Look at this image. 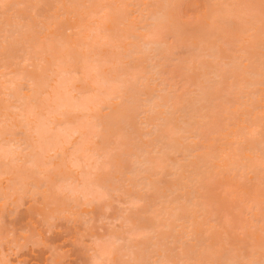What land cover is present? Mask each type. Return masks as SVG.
<instances>
[{
	"label": "rangeland",
	"instance_id": "1",
	"mask_svg": "<svg viewBox=\"0 0 264 264\" xmlns=\"http://www.w3.org/2000/svg\"><path fill=\"white\" fill-rule=\"evenodd\" d=\"M263 153L264 0H0V264H264Z\"/></svg>",
	"mask_w": 264,
	"mask_h": 264
},
{
	"label": "bare ground",
	"instance_id": "2",
	"mask_svg": "<svg viewBox=\"0 0 264 264\" xmlns=\"http://www.w3.org/2000/svg\"><path fill=\"white\" fill-rule=\"evenodd\" d=\"M164 1V0H163ZM166 1V0H165ZM173 1V0H172ZM170 2V1H169ZM172 6V5H171ZM159 8V7H158ZM172 8V7H171ZM160 9V8H159ZM157 12V11H156ZM152 14V13H151ZM165 15L166 14H164V13H162V12H159V13H155V14H152V15H150V19L152 20V22L151 23H147L146 25H143L142 26V28L143 29H149L152 25H155L157 22H160L161 20H164V18H165ZM149 17V16H148ZM147 17V18H148ZM145 19V18H144ZM165 21V20H164ZM163 23V22H162ZM159 24V23H158ZM161 46V44L160 43H158V42H156L155 40L154 41H146V42H144L143 44H142V51L140 50V51H138V50H132V52L133 53H144V52H150V51H152V50H154V52L155 51H157V49H159V47ZM162 46H164V44L162 45ZM135 48H136V46H135ZM159 52H161V51H159ZM157 53V52H156ZM156 53L154 54V55H156ZM147 55V54H146ZM151 55V54H150ZM153 55V56H154ZM128 56H129V54H128ZM149 57V56H148ZM156 57V56H155ZM154 57V58H155ZM249 55H245L244 56V59L243 60H249ZM84 59H86V58H84ZM225 65H229V69H231V71L234 69V68H242L241 66H242V64H240V63H236V62H233V61H231V62H229V63H225ZM154 69H157V65L155 66V64H154ZM223 67H224V65H223ZM246 67H248L247 65H246ZM223 69V68H222ZM222 69L221 68H219L218 70H217V72H216V74H217V76L216 77H219L220 78V82L221 81H223V78L225 77L224 76V74L222 73ZM254 69V68H253ZM256 69V68H255ZM255 69H254V71H248V70H243L244 72H246V73H252L253 75H256V76H258L260 73H258L257 71H255ZM153 70V69H152ZM155 71V70H154ZM157 71V70H156ZM155 71V72H156ZM242 71V72H243ZM158 72H159V70H158ZM235 73V72H234ZM237 73V72H236ZM248 73V74H249ZM263 73V72H262ZM215 74V75H216ZM235 75V74H234ZM261 75V74H260ZM259 75V76H260ZM263 75V74H262ZM243 78V77H242ZM105 79V78H104ZM230 79V78H229ZM156 80V79H155ZM216 80V79H215ZM227 80L228 79H226V82H227ZM105 81H107V80H105ZM120 81H122L121 80V77H120ZM207 81V80H206ZM240 81H242V80H240ZM123 82V81H122ZM211 82V81H210ZM261 82V81H260ZM260 82H257V81H252L249 85H252V86H254V85H257V84H259ZM214 83H216V82H214ZM224 83V82H223ZM213 84V83H212ZM218 84H220V83H218ZM127 85H128V83H127ZM232 85V84H231ZM242 85L243 84H241V83H238L237 82V84H235L234 86L232 85V87L237 91L238 89H241V87H242ZM197 86H198V84H197ZM224 86V85H223ZM122 87H126V85L124 84V82H123V84H122ZM218 87V86H217ZM230 87V86H229ZM210 89V88H209ZM242 91V90H241ZM233 92H235L234 90H233ZM249 92H250V90H249ZM236 93V92H235ZM235 93H234V95H235ZM239 93H241L240 91H239ZM245 93H246V91H245ZM197 95V94H196ZM256 96V95H255ZM118 97V96H117ZM161 96L160 95H156V96H154V97H152V98H149L148 100H147V104L146 105H148V106H150V109L148 108V109H143V111H142V113H146V112H149V111H151V113L153 112V110H156L158 107H160V106H167L168 104H166V103H160V102H158V101H156V99L157 98H160ZM195 97H197V96H195ZM209 97H210V93L207 91V89H205V87H203V86H199V97H198V99H196L195 101H193L195 104H192L193 105V107H196V105L198 104V103H200V101H206V100H209ZM236 97V96H235ZM244 97V96H243ZM161 99V98H160ZM164 99V98H163ZM212 99V98H211ZM210 99V100H211ZM216 99V98H215ZM256 99V98H255ZM162 101V100H161ZM213 101V100H212ZM198 102V103H197ZM197 103V104H196ZM206 103H207V101H206ZM63 104V103H62ZM62 104H61V106H62ZM65 105H67L66 103H64ZM195 105V106H194ZM202 105V104H201ZM208 105V104H207ZM80 106V105H79ZM189 106H191V105H189ZM245 106H246V104H245ZM85 108V107H84ZM187 108H189V107H187ZM170 106H167V108H166V113L167 114H169V112H171L170 110ZM183 109H184V107H183ZM187 110V109H186ZM247 110V109H246ZM174 111V110H173ZM172 111V112H173ZM178 112V111H177ZM185 112V111H184ZM186 113V112H185ZM189 114H191L190 113V111L188 112ZM244 113V112H243ZM148 114V113H147ZM189 114L187 115V113H186V117H184V118H186V120H187V117L189 116ZM201 114H202V111H201ZM247 114V113H246ZM204 115V114H203ZM166 116V115H165ZM192 116H193V114H192ZM205 116V115H204ZM236 116V115H235ZM248 116L250 117V115L248 114ZM171 117V116H170ZM175 117V116H174ZM181 117H182V115H181ZM190 117H191V115H190ZM190 117H189V119H190ZM146 118V117H145ZM180 118V117H179ZM184 118H183V120H184ZM164 120H165V122H166V120H167V118H163ZM243 119V118H242ZM250 119H251V117H250ZM252 120V119H251ZM127 121V120H126ZM125 121V122H126ZM133 121V120H132ZM147 121V122H146ZM144 123L147 125V126H149V125H151V122H149L148 120H146ZM128 123V122H127ZM184 124L183 125H189V122H183ZM186 123V124H185ZM100 124V123H99ZM163 124V123H162ZM161 124V125H162ZM167 124V123H166ZM165 124V125H166ZM231 125V124H230ZM130 126V125H129ZM133 126V125H132ZM153 131L152 132H148V135H151L153 132H157L158 130H159V128H160V125L159 124H153ZM190 126V125H189ZM187 128V127H186ZM37 130V129H36ZM69 130H70V128H69ZM231 129H229V132L232 134L233 133V131H230ZM63 131H65L64 133H67L69 136L70 135H73V134H78V133H81V130H80V128H72L70 131H68L67 129H63ZM160 131V130H159ZM228 132V133H229ZM62 135H63V133H62ZM242 135H243V133H242ZM152 136V135H151ZM237 137V136H236ZM159 138V137H158ZM162 140V139H161ZM232 140V139H231ZM61 141V140H60ZM227 141V140H226ZM157 142H159V141H157ZM159 143H161V141L159 142ZM156 144L155 143V145H156V149L159 147V145H161V144ZM228 143H229V140H228ZM232 143V142H231ZM59 144V143H58ZM226 145L225 146H227V142L225 143ZM230 144V143H229ZM233 144V143H232ZM171 146V145H170ZM248 146V145H247ZM251 146H253V145H251ZM29 147V145H27V148ZM172 147V146H171ZM234 147V146H233ZM239 147V146H238ZM154 148V149H155ZM174 148V147H173ZM154 149H153V152H155L154 151ZM155 149V150H156ZM238 149H242V148H238ZM249 150H253L254 152L255 151H258V147L257 146H254V147H249L248 148ZM248 149H246V150H248ZM260 149V148H259ZM141 150H143V149H141ZM161 150V152L163 151V150H165L164 148H161L160 149ZM233 150H235V149H232V147H226L224 150L223 149H220V151H223V152H221V154L220 155H218V156H214V158H221L222 160H223V162H224V166H223V169L225 168V169H229V170H235V169H237V171H240V174L241 175H245V174H248V173H251V172H255V171H257L258 170V167H254L253 166V164H252V162L250 163V164H245V163H243V164H241V165H238L239 164V162H237L236 163V159L235 160H233L234 159V157H236V156H239V153L238 152H236V151H233ZM220 151H217V152H220ZM239 152H242V151H239ZM152 153V152H151ZM151 153H149V154H151ZM244 153V152H243ZM246 153V152H245ZM248 153V152H247ZM251 152H249L248 154H250ZM147 151H143V154H141L140 156H137L136 158L137 159H135V165H137V168H139L140 167V171H138L137 169H136V171H138L139 172V174L140 173H147V172H151L152 170H153V161L152 160H150L148 157H147ZM165 154V153H164ZM257 154V153H256ZM264 154V153H263ZM162 155V154H161ZM195 155V154H194ZM216 155V154H215ZM251 155V154H250ZM198 156V155H197ZM244 156V155H243ZM149 157H150V155H149ZM245 157L248 159H250L251 160V157L249 156V155H245ZM139 158H142V159H139ZM201 158V157H200ZM212 158V157H211ZM242 158H244V157H242ZM246 159V160H247ZM214 160H216V159H211L210 160V162L208 161V163H207V165H206V167L208 168L209 167V170H211L210 168L211 167H214L215 166V168H216V166H219V164H217V162H214ZM238 160V159H237ZM252 161V160H251ZM204 162V161H203ZM207 162V161H206ZM205 162V163H206ZM222 162V163H223ZM249 162V161H248ZM134 163V162H133ZM195 163H197V162H194V164ZM133 165V164H132ZM192 165V164H191ZM198 165V164H197ZM205 165V164H204ZM255 165V164H254ZM257 165V164H256ZM193 166V165H192ZM195 166V165H194ZM253 166V167H252ZM179 167V166H178ZM180 167H181V165H180ZM134 168H135V166H134ZM177 168V167H176ZM175 168V169H176ZM183 168V167H182ZM202 168H203V165H202ZM214 168V169H215ZM156 169V168H155ZM154 169V170H155ZM199 169H201V167L199 168ZM255 169H257V170H255ZM259 169H261V168H259ZM263 169V168H262ZM134 170V169H133ZM213 170V169H212ZM211 170V171H212ZM132 171V170H131ZM205 172V170H202V171H200V170H198V168L196 167H194V170H193V173H194V175H195V177H196V175L198 176V177H200V178H198L197 180L198 181H200V183H202L203 181H202V177L204 176L203 175V173ZM192 173V172H191ZM208 173V172H207ZM233 173H235V171L233 172ZM139 174L137 173V174H133V175H138V177H139ZM219 174V173H218ZM263 174V173H262ZM143 175V174H142ZM141 175V176H142ZM145 176V175H144ZM152 176V175H151ZM202 176V177H201ZM240 176V175H239ZM192 177H193V175H192ZM137 178V177H136ZM141 178V177H140ZM146 179V178H145ZM189 179H191V178H189ZM196 179V178H195ZM194 179V180H195ZM140 180V179H139ZM142 180V179H141ZM144 180V179H143ZM146 181V180H145ZM189 182H191L190 180H189ZM145 184V183H144ZM195 184V183H194ZM193 184V185H194ZM198 184H199V182H198ZM140 185H141V183H140ZM146 185H148V183H147V181H146ZM138 186H139V184H138ZM184 186V184L183 185H180V187H183ZM202 186H204V185H202ZM186 188V187H185ZM73 190H75V189H73ZM83 194L84 195H86V194H89V193H87V192H83ZM172 194H174V193H172ZM168 196H170V194L168 195ZM169 197H166V199H168ZM190 199L191 198H189L188 199V201H190ZM199 199H200V197H199ZM161 200V199H160ZM171 200L172 199H170V201H168V203H170L171 202ZM177 200V199H176ZM193 199H191V201H192ZM166 201V202H165ZM175 201V200H174ZM199 201V200H198ZM198 201H193V202H190L191 203V206L193 207V209H197L196 207H198V206H201L202 208V211H204V210H206V209H204L205 208V205H206V207H207V204H205L204 205V203H202V201L201 202H198ZM164 202L165 203H167V200H164ZM172 203V202H171ZM174 203V202H173ZM172 203V204H173ZM177 203V202H176ZM159 204V203H158ZM190 205V204H189ZM190 206V207H191ZM191 207V208H192ZM195 207V208H194ZM189 208V207H188ZM200 208V207H199ZM171 209V208H170ZM176 209V211L174 212V213H172V214H170L171 216L170 217H172V216H174L175 215V213L176 214H178L177 213V209L178 208H175ZM192 209V210H193ZM208 209V208H207ZM161 211V210H160ZM163 212V211H162ZM178 212H180V211H178ZM206 211H204V212H202V214L203 213H205ZM181 213V212H180ZM188 213L190 214V212L188 211ZM199 214H201V212H198ZM166 214V213H165ZM167 214H169V213H167ZM188 214V215H189ZM201 214V215H202ZM208 214V217L207 218H209V215H211V214H209V213H207ZM187 215V216H188ZM165 216V215H164ZM163 216V217H164ZM191 216V215H190ZM189 216V217H190ZM197 216V215H196ZM213 216H214V214H213ZM213 216H211V217H213ZM200 218V217H199ZM203 218V217H202ZM175 219H176V217H175ZM183 218H181V217H179V218H177L176 219V221H178V220H182ZM191 219H195V218H191ZM204 219V218H203ZM165 220H168L167 218H165ZM170 220H172V219H170ZM198 220V219H197ZM196 220V221H197ZM202 220V219H201ZM200 220V221H201ZM183 221V220H182ZM189 221H191V220H189ZM195 220L193 221H191V225L192 226H194V225H196V222ZM180 222L181 221H179V224H180ZM199 222V221H198ZM158 223V222H157ZM171 223H173V222H171ZM190 223V222H189ZM169 224V223H168ZM177 224V223H176ZM176 224H174V225H176ZM198 224H200V223H198ZM198 224H197V226H198ZM159 225H161L160 224V222H159ZM163 225V224H162ZM158 226V225H157ZM178 226H180V225H178ZM165 227H166V225H165ZM159 228H160V226H159ZM193 229H194V227H193ZM174 230V229H173ZM178 230V229H177ZM254 238V237H253ZM256 244V243H255ZM258 244V243H257ZM259 245V244H258ZM101 258V257H100ZM163 259H164V257H163ZM163 259H160L159 260V262H163L164 260ZM181 261V260H180ZM236 261V260H235ZM166 262V261H165ZM257 262H258V260H257ZM229 263V262H228ZM232 263V262H231ZM227 264V263H226ZM238 264V263H237ZM260 264V263H259Z\"/></svg>",
	"mask_w": 264,
	"mask_h": 264
},
{
	"label": "snow or ice",
	"instance_id": "3",
	"mask_svg": "<svg viewBox=\"0 0 264 264\" xmlns=\"http://www.w3.org/2000/svg\"><path fill=\"white\" fill-rule=\"evenodd\" d=\"M2 7H4L5 9H7L10 6L9 5H2ZM113 248H114V246H113Z\"/></svg>",
	"mask_w": 264,
	"mask_h": 264
}]
</instances>
